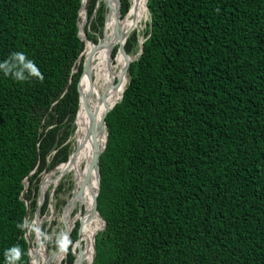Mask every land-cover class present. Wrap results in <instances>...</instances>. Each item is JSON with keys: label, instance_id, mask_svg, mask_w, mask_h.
Returning a JSON list of instances; mask_svg holds the SVG:
<instances>
[{"label": "trees", "instance_id": "1", "mask_svg": "<svg viewBox=\"0 0 264 264\" xmlns=\"http://www.w3.org/2000/svg\"><path fill=\"white\" fill-rule=\"evenodd\" d=\"M81 1L0 0V264L14 246V264H30L25 232L33 241L39 176L69 153L82 60L94 47L78 34ZM120 1L122 17L130 0ZM146 5L143 50L105 118L97 195L105 227L93 264H264V0ZM86 11L81 34L96 43L107 7L86 0ZM49 204L47 192L40 215ZM89 219L94 231L100 222ZM77 222L71 243L85 234ZM75 257L70 247L63 263ZM91 257L89 249L81 264Z\"/></svg>", "mask_w": 264, "mask_h": 264}, {"label": "bare ground", "instance_id": "2", "mask_svg": "<svg viewBox=\"0 0 264 264\" xmlns=\"http://www.w3.org/2000/svg\"><path fill=\"white\" fill-rule=\"evenodd\" d=\"M132 1L133 6L131 11L127 13L122 19L124 22L118 27L114 28L113 26L115 16L116 18H119L118 11H116L117 0H105L108 11V13H106L107 18L105 26L109 29V32H107L105 29L104 39H100V43L93 47L94 51L90 55V60L88 61L90 76L89 78L83 76L79 87L81 92V102L83 104L78 109V115L80 119L76 123L72 134L66 141L67 144L70 143L71 145L69 158L67 161H65L69 163V166L67 170L63 174L58 175L54 181L59 182L61 178H64L66 175L72 176V186L64 195L63 204L65 206H63L64 209L61 208L63 209V212L61 211L62 215L60 217V222L62 226H65L66 230L70 229V232L75 226L76 216L78 215L79 211H82L83 218L80 221V226L86 233L85 239L87 240H89L92 233L96 232L103 226V220L101 217L98 214L93 215L90 208L92 194L96 190V177L93 169L92 156L96 148L100 149V141L102 139L103 129V124H98V120L104 113L105 109L119 100L123 89L125 88V84L128 82V74L130 73L128 71L129 64L127 61H130L131 56L129 58L118 52V55L120 54L121 57V61L118 64L115 63L116 65H110V63L113 62L110 60L109 65L107 68H105V62L107 58H110L109 54L113 46L116 45L114 44L117 42L115 33L117 32L120 35L128 34L130 36L132 31L134 32V30L136 31L138 28H140L144 22L143 20L146 18L148 11L146 7V0ZM143 37L144 36L140 33L138 45L143 40ZM92 49L89 51V53L92 51ZM119 65L121 67L123 66V76H121V79H116L117 84L114 86L111 80L108 81V79H110L111 75H113L112 73H114V69L117 66L119 68ZM105 86L108 88V90L105 89ZM83 97L85 101L83 100ZM91 127L94 129V132H91ZM105 138L106 132L103 144L105 142ZM92 141H94V148L91 155L90 146ZM48 183L49 181L47 180L46 184ZM87 189L89 190L87 191ZM72 202H74V204ZM77 208L78 212L76 211ZM89 215L93 216L100 222L99 226L94 231L92 223L89 219ZM84 220H86L87 229L84 226ZM72 221L74 223L71 226ZM88 244L89 241L87 242V245ZM43 245L44 244L41 241L39 244L33 246L30 249L31 264H61L62 256L64 257L66 253L57 249L52 254H49L45 251V246ZM61 253H63V255H61ZM77 254L78 253H76V257Z\"/></svg>", "mask_w": 264, "mask_h": 264}, {"label": "rangeland", "instance_id": "3", "mask_svg": "<svg viewBox=\"0 0 264 264\" xmlns=\"http://www.w3.org/2000/svg\"><path fill=\"white\" fill-rule=\"evenodd\" d=\"M121 2V1H120ZM132 2V0H130V3ZM105 6L107 7V5L105 4ZM81 11V9H80ZM80 11H79V14H80ZM108 13V12H106ZM105 13V16H104V25L102 26V31H101V34H97V39H101L104 34H105V29L107 32H109V29L106 28L105 26V23H106V18H107V14ZM149 17V14H148V11H147V15H146V18H145V21H144V29L142 30V35L144 36L145 35V29H146V22L148 21V18ZM87 11H85V18H84V15L83 17H79V23L83 24V25H86L87 23ZM125 20V19H124ZM110 22H111V19H110ZM120 24L116 25L115 23V19H114V28L118 27ZM84 27V26H83ZM138 30V40H139V36H140V28L137 29ZM136 30V31H137ZM133 32V31H132ZM131 32V33H132ZM135 32V30H134ZM130 33V35H131ZM137 33V32H136ZM133 34V33H132ZM129 37V36H128ZM97 43H98V40H97ZM118 44V43H116ZM137 45V44H136ZM138 50H139V45H137L133 50L132 52L130 53H127L129 56H131L132 59H136L137 55H138ZM97 52V51H96ZM113 52V51H112ZM89 53V52H88ZM87 53V55H88ZM86 55V56H87ZM120 57V54L118 55V61H113L110 63V65H116L118 64L120 61H121V57ZM116 63V64H115ZM123 66L121 67L119 65V68L118 66L114 69V73H112L113 75H111V78L108 79L111 80L112 84L115 86L117 83H116V79L119 78L121 79V76H123V70H122ZM129 76V74H128ZM129 78V77H128ZM113 86V87H114ZM106 87V86H105ZM106 90H108V88L106 87L105 88ZM110 90V89H109ZM79 115H78V111L76 113V116L74 118V121L72 122V128H71V131L73 132L75 126H76V123L79 121ZM106 128V127H105ZM71 132V134H72ZM98 132V131H97ZM70 134V135H71ZM70 143L68 144V149H69V153H68V156H67V159L69 158V155H70ZM93 148H94V141H92V144L90 146V151H91V155H92V151H93ZM93 157V156H92ZM67 159L65 161H67ZM65 161H62L60 162L57 166H55L54 168L50 169V170H46V171H43L40 176H39V188L42 187L43 191H44V194L46 195V193L48 192L49 193V197H50V204H49V208H48V212L44 215H40V218H41V228H40V236H41V239H42V243L44 244L43 246H45V251L49 254H52L55 250L59 249V244H58V240L60 239V237L62 236V224L60 222V217L62 215V212H63V206H65L63 203H64V195L67 193V190L69 188H71L72 186V176L70 175H66L64 178L62 177L61 180L59 182H54L56 177L58 175H61L60 173V170L62 169V166L66 163ZM68 166H69V163H68ZM67 167V164L65 165V168ZM57 168V169H56ZM49 181L48 184H46V181ZM29 184V181H25V189H27V186ZM58 187V189H57ZM83 187V186H82ZM81 187V188H82ZM91 188V187H90ZM89 188V189H90ZM57 189V192L55 193V190ZM87 189V191L89 190ZM55 193V194H54ZM40 194V193H39ZM38 194V196H39ZM45 200V197L43 199V201ZM43 203V202H42ZM74 204V202H72ZM82 206H83V203H82ZM81 206V208H82ZM63 208V209H61ZM80 208V210H81ZM62 211V212H61ZM78 212V208L76 210ZM75 211V212H76ZM76 212V213H77ZM75 213V214H76ZM83 217V214H82V211H79L78 215L76 216L75 220V226L77 225V221H81ZM86 221V220H84ZM46 223V226H48L47 229L48 230V233L47 231L45 230L43 233H42V229L44 228L43 225ZM73 221L71 222V226L73 225ZM70 226V227H71ZM71 230L70 232V236H69V243H68V248L71 247V249L73 250V252L76 253H79L81 248H84V240H85V236H86V233L81 236L80 238L82 239L80 242L79 241H74L71 243V234L72 232L77 228V226ZM35 223H34V220L32 219L30 221V225H29V229L35 233ZM80 240V239H79ZM55 244V245H54ZM32 245L33 246H36V242H35V234L33 236V242H32ZM32 246V247H33ZM61 255H63V253H61ZM65 257L66 255H64V257L62 256V262L61 264H63L64 260H65ZM86 264V263H84Z\"/></svg>", "mask_w": 264, "mask_h": 264}, {"label": "water", "instance_id": "4", "mask_svg": "<svg viewBox=\"0 0 264 264\" xmlns=\"http://www.w3.org/2000/svg\"><path fill=\"white\" fill-rule=\"evenodd\" d=\"M103 2L106 4L105 0H103ZM119 3H120V0H117L116 11H119V8H118V4ZM146 3H147V0H146ZM132 6H133V1L130 3V7H129L128 11L125 13V15L131 11ZM146 7H147V5H146ZM81 9L84 10V18H85L86 0H82L81 1ZM119 16H120V18L118 20H120V19L122 20V18L124 17V16L121 17L120 12H119ZM79 17H80V14H79ZM118 22L120 23V21H118ZM77 23H78V34H79V37H80V39H82V41H84L85 46H86V44H93V46H95L96 44L98 45L100 43L99 39H98V43L97 42L96 43L91 42L90 39L84 33V30L82 32L83 34H81V28H82L83 24L79 23V21ZM115 35H116V39H117L116 43H118V44L114 43L116 45L113 46L112 50L115 47H117L116 54L119 52V53L125 55L126 57L130 58V56L127 54V52L125 50V42H126V40H127L129 35L128 34L120 35L117 32L115 33ZM104 37L105 36H103L102 39H104ZM144 39L145 38H143V40L139 43L138 54H140L142 52V50H143V44L142 43H143ZM93 51H94V48L92 49V51L87 56L85 55L83 60H82L81 77L86 76V77L89 78V76H90V72H89L90 70L88 68V61L90 60V55L93 53ZM133 60L134 59L131 58L129 62L127 61V63L130 64ZM123 91H124V89H123ZM78 93H79V105H78V109H79L80 106L83 105L82 102H81V92H80L79 86H78ZM122 94H123V92H122ZM122 94H121L119 100L122 98ZM83 100H84V97H83ZM119 100H117L112 105H110L107 109H105L104 113L101 115L100 119L98 120V124H103L106 127V124H105L106 115ZM90 130H91V132H94V129H92V127H91ZM106 138H107V130H106ZM106 138H105V142H104L102 148L101 149L96 148L94 153H93V169H94V173H95V177H96V190L92 194L91 207H90L91 208V213L93 215L98 214L101 217V219L103 220V226L99 230H97L96 232L92 233L90 238H89V240H87V239L84 240V248H81L80 252L77 254V257H75L73 264H81V262L86 257V251L88 253L89 249L92 250V257H91V261H90L89 264H93L94 257H95V238H96V234H97V232L102 231L104 229V227H105V220L103 219V217L100 215L99 211L97 210V195H98L99 188H100L99 157H100V154L102 153V151L104 150V148L106 146ZM39 193L40 194H39V196L37 198V206H36V209H35V212H34V217H33V220H34V223H35V226H36L35 233H34L35 234L36 245L39 244L42 241L41 236H40V228H41L40 210H41V205H42L43 199L45 197V194H44V191H43L42 187L39 188ZM26 208H27L26 211H28L29 210L28 201H26ZM25 219H27V217ZM36 230H38V231H36ZM69 230L70 229L66 230L65 226L63 225L62 226V236H66L67 237V234H68ZM77 230H78V233H80V230L79 229H77ZM65 231H66V233H65ZM70 232H69V235L67 237V240L69 239ZM25 235H26L27 240H28V249H29V254H30V249L33 246L32 245L33 241L29 237L27 227H26ZM81 240H82L81 238L77 239V241H79V242ZM88 241H89V244L87 245ZM59 250H61L60 247H59ZM68 250H69V248L67 246V249L64 250V252L66 253L65 254L66 256H67ZM30 264H31V259H30Z\"/></svg>", "mask_w": 264, "mask_h": 264}, {"label": "clouds", "instance_id": "5", "mask_svg": "<svg viewBox=\"0 0 264 264\" xmlns=\"http://www.w3.org/2000/svg\"><path fill=\"white\" fill-rule=\"evenodd\" d=\"M15 60H18L20 62H24L25 61V56L23 54H15V56L13 57ZM5 67V65L0 64V68ZM25 67L29 70L30 75L34 76L36 78L39 79H43L41 73L39 72V70L35 67V65L31 62L28 61L25 65ZM7 75V72L5 73ZM16 78L19 80H23L24 77L20 74V73H16ZM38 231V230H36ZM69 241L67 240L66 236H61L60 239L58 240V244L59 247L61 249V251H64L67 249ZM6 256L9 260V264H14L15 261H18L21 257V251L20 248L18 246H14L11 249H9L6 253Z\"/></svg>", "mask_w": 264, "mask_h": 264}]
</instances>
